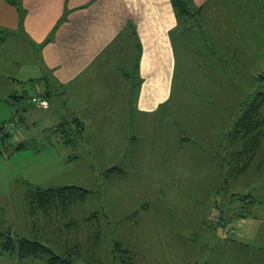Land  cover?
I'll use <instances>...</instances> for the list:
<instances>
[{"label":"rangeland","instance_id":"obj_1","mask_svg":"<svg viewBox=\"0 0 264 264\" xmlns=\"http://www.w3.org/2000/svg\"><path fill=\"white\" fill-rule=\"evenodd\" d=\"M244 1L247 3H242ZM253 1L258 0L210 1L209 8L215 6V11L211 15L207 10L201 13L188 37L182 36L184 41L179 40L175 96L156 115L159 119L161 113L162 121H169V125L145 129L147 139L135 142L136 151L141 147L138 162L134 158L135 150L130 149L129 167L136 172L124 174L126 171H108L118 160H122L120 164L125 163L124 154L119 152L125 142L112 141L115 136L108 135L110 130L118 131V126H86L95 131L88 138L87 134L80 133L84 127L81 120L68 112L64 99L59 101L63 97L59 90L55 93L53 108L49 107V99L43 98L40 106L32 100L31 97L39 94L37 83L30 79L41 76L43 70L21 29H12L20 22L21 14L20 20L16 12L12 18V8L7 3L15 5L17 1L0 0V29L4 30L0 33V41L6 38L0 42V126L12 127L11 122H16L10 141L0 145L2 238L7 239L11 234L14 239H37L60 254L71 251L75 262L80 264H118L119 254L114 251L116 241L129 247L134 264H197L203 261L264 264V141L257 156L240 171L247 158L236 160L232 156L243 142L232 143L235 138L230 136L240 113L239 104L253 91V88L244 87V81L251 87L252 79L239 77V69L234 65L249 69V75H258L264 72V62H241L235 53L227 55L229 50L224 46V39L233 40L240 31L222 30L218 20L220 7H253L260 12L264 0L258 1V5ZM192 2L196 7L202 6ZM247 34L258 40L252 31ZM261 34L259 31V37L264 39ZM219 42L225 50L222 56ZM211 48L215 52H208ZM260 48L264 49V45ZM213 56L217 59L209 62ZM112 60L115 63V58ZM223 62L231 68H222ZM218 64H223L222 69L214 68ZM41 85V92L45 91V82ZM239 93L243 98H239ZM11 94L30 98L32 106L19 107L21 102L13 100ZM207 107L216 111L210 115L212 121L203 122L207 126L205 129L182 125L187 116L201 120ZM62 113L67 123L62 122ZM218 114L225 123L223 133L227 137L222 175L220 171L219 175H213L215 179L204 182L203 175L198 174L197 178L194 173H187L181 175L177 189L163 193L158 182L170 180V174L166 178L157 172L154 159L145 156L149 148H156L151 143L153 130L161 126L172 138L186 134V129H195L196 134L203 136L217 129L213 122ZM20 141L25 142V147L16 148ZM191 146L200 153L209 150L206 145ZM125 154L129 155V148ZM65 185H78L91 192L85 200L74 201L68 206L57 204L48 211L32 209L26 200V193L33 186ZM235 192L253 195L254 202L240 200L233 194ZM237 210L247 215L240 219L235 214ZM193 248L196 251L200 248V253H194ZM42 263L40 258L20 259L17 254L4 252L0 247V264Z\"/></svg>","mask_w":264,"mask_h":264},{"label":"crops","instance_id":"obj_2","mask_svg":"<svg viewBox=\"0 0 264 264\" xmlns=\"http://www.w3.org/2000/svg\"><path fill=\"white\" fill-rule=\"evenodd\" d=\"M16 1V4L13 2L15 5L10 3L7 5L12 8L11 17L15 18L16 12L19 20L21 14V20L13 28L8 24L4 26L15 30L21 29L32 51L36 52L43 74L37 75L33 83L39 86L42 82L48 81L54 87L49 107L53 108L54 96L59 90L58 93L63 96L59 101L64 99L68 112L81 120L84 127L80 133L87 134L88 138L95 131L85 128L86 126H118V131L113 133L110 130L108 135L115 136L112 141L125 142L122 149H118L120 154H124L125 163L120 164L122 160H118L116 162L118 164L113 166L122 168L126 171L124 174H128L129 171L136 172L135 168L129 167L130 149L134 151L137 147L135 142L147 139L145 134L147 127L169 125V121H162L161 113L159 119L156 115L161 107L171 102L175 96L177 45L179 40L183 39L178 34V18L171 0ZM210 1L212 0H194L197 5L204 6L202 14L207 10L211 15L215 11V6L209 8ZM258 1L253 3L258 5ZM262 7L260 12H256L253 7L235 6L218 9V20L222 30L240 31L235 39L229 41L224 39V46L229 50L227 55L231 53L234 56L235 53L241 62L243 60L247 63L255 60L264 62V49L260 48L262 44L264 45V39L259 37L261 31L264 38V4ZM247 31H252L253 35L257 34L258 40L250 37ZM5 40L1 39L0 42ZM218 46L221 55L224 47L221 42ZM211 51L212 48L208 52ZM215 59L217 56H213L209 62ZM223 64L222 68H231L225 66V62ZM223 64L214 68L220 70ZM234 66L239 69L237 70L239 77L252 79L251 87H248L245 81L244 87L253 88L254 91L257 88L258 75L264 72L258 75L251 73V76L247 74L249 69ZM238 96L243 98L240 93ZM41 102L38 106L42 105ZM215 111L216 109L207 107L201 120L187 116L183 119L186 121L182 125L203 126L205 129L207 126L203 122L212 121L210 115ZM214 119L213 124L217 129L203 136L196 134L195 129H186V134L172 138L161 126L153 130L151 137L154 139L151 143L156 145V148H149L145 156L150 155L154 159L158 165L157 172H161L166 178L170 174V180L164 182L160 179L158 182L163 193L177 189L181 175H188L187 173H194L197 178L198 174L203 175L204 182L215 179L213 175H219L220 171L222 175L227 137L223 133L225 123L222 122L220 115ZM61 120L67 123L63 113ZM227 124L228 122L226 127ZM196 143L201 144V147L206 145L209 150L205 153L194 151L196 149L191 145ZM128 148L129 155H126ZM140 152L141 147L134 151L136 162ZM218 179H221V176ZM199 249L196 251L193 248L194 253H200ZM262 258L264 259V255ZM197 264L209 263L203 261Z\"/></svg>","mask_w":264,"mask_h":264},{"label":"trees","instance_id":"obj_3","mask_svg":"<svg viewBox=\"0 0 264 264\" xmlns=\"http://www.w3.org/2000/svg\"><path fill=\"white\" fill-rule=\"evenodd\" d=\"M171 3L178 18V33L181 36H187L190 28L197 25L195 22L197 21V17L201 15L204 6L196 7L192 0H171ZM2 32H4V30L0 29V33ZM171 34H174V30L171 31ZM3 39L5 38H2V40ZM30 80L34 82L36 79L31 78ZM44 82L46 84V89L40 94L42 97L51 99L52 93H54L55 89L48 81ZM257 82V88L241 102L240 113L238 119L233 124V130L230 135L235 138L232 143L237 141L243 142L240 149L232 156L233 158H236V160L247 158L243 167L239 169L240 171L246 169L250 160L257 156L264 141V73L258 75ZM9 96L18 102L28 101L32 106V102L29 101L30 98L22 94H11ZM2 127L3 128L0 129V145L1 143L10 141L9 138L12 134L11 132L6 131L7 126L2 125ZM21 147H25L24 141H20L16 145V148ZM0 150H2L1 146ZM108 171L124 172V170L118 166H112ZM90 192V189L78 185H65L48 188L33 186L26 193V200H28L32 209L38 208L48 211L54 208L57 204H65V206H68L74 201L85 200ZM233 194H235V196L237 194V197L242 201L250 203L254 202L253 195L251 194H242L239 192ZM97 214L98 212L95 215ZM235 214L237 217L247 215V213L242 212L241 210H237ZM88 217L91 218L90 215ZM10 237L11 236L8 235L7 239L2 238V234H0V247L4 252L17 254L20 259L34 257L42 259V264H80L75 262L71 251L66 254H60L40 240L27 237L15 238L17 239L15 240ZM114 248V251L119 254L118 264H134V256L129 247H124L120 241H116ZM114 264H117V262H114Z\"/></svg>","mask_w":264,"mask_h":264},{"label":"built area","instance_id":"obj_4","mask_svg":"<svg viewBox=\"0 0 264 264\" xmlns=\"http://www.w3.org/2000/svg\"><path fill=\"white\" fill-rule=\"evenodd\" d=\"M36 88H37V93L39 94V96L38 95L33 96L32 100L40 103L42 101V99H43V97L40 94L41 93V89H40L39 86H36ZM11 125H12V127H9V126L6 127V131L13 133L14 132V126L16 125V123L14 121H12Z\"/></svg>","mask_w":264,"mask_h":264},{"label":"water","instance_id":"obj_5","mask_svg":"<svg viewBox=\"0 0 264 264\" xmlns=\"http://www.w3.org/2000/svg\"><path fill=\"white\" fill-rule=\"evenodd\" d=\"M18 106H19V107H23V108H28V107H30L31 105H30V102L25 101V102H21V103H19ZM2 128H3V127L1 126L0 129H2ZM9 236H10V235H9Z\"/></svg>","mask_w":264,"mask_h":264}]
</instances>
